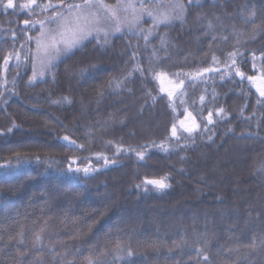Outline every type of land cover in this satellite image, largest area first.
I'll use <instances>...</instances> for the list:
<instances>
[{
	"label": "trees",
	"instance_id": "16d2710c",
	"mask_svg": "<svg viewBox=\"0 0 264 264\" xmlns=\"http://www.w3.org/2000/svg\"><path fill=\"white\" fill-rule=\"evenodd\" d=\"M179 1L42 79L39 22L82 0L0 7V264H264V0Z\"/></svg>",
	"mask_w": 264,
	"mask_h": 264
},
{
	"label": "rangeland",
	"instance_id": "374dc122",
	"mask_svg": "<svg viewBox=\"0 0 264 264\" xmlns=\"http://www.w3.org/2000/svg\"><path fill=\"white\" fill-rule=\"evenodd\" d=\"M144 0L143 7H141V0H116L115 3L109 4L104 0H92V7L87 9V12H94L99 20V24L95 23V18L89 17L92 23L87 24V27H99L103 29V31L97 33L93 32L92 35L88 36L84 41L97 38L99 39L104 38V32L110 33L109 36L116 34L114 32L115 27L119 24L121 31L128 30L131 22L133 21L134 15L139 16L140 23L142 20L146 18H152V16H148L147 13L151 11L153 16L159 17L162 13L166 15H170L173 18L174 14L177 13L178 9H175L173 6L177 3L182 4L179 0H150V3ZM129 4L133 5L132 8L127 7ZM107 6V7H105ZM65 16L68 15L67 11L63 12ZM112 13H115L113 17ZM51 17H46L43 19V24H41L42 29L45 33L44 37H41V32L38 35L37 41H43V44L50 45V38L52 36H56V39L59 40L60 36L57 35L62 29L59 27V22H53L50 20ZM70 19V18H69ZM83 26V22H82ZM135 26V27H136ZM68 27H72L71 24ZM134 27V28H135ZM120 31V32H121ZM114 33V34H113ZM119 33V32H118ZM65 38H71V33L66 32ZM36 41V49H35V57H36V70H35V78L42 79L46 75L47 71L66 53L69 51H64L63 44H57L55 48L49 46L47 48L41 46L38 48ZM82 42V43H83ZM60 49L57 52L56 49ZM74 49V48H73ZM72 50V49H71ZM162 88L165 92L170 94L171 96L176 95V93L182 88V84H178L169 77H162ZM254 84L257 88H264V77L259 76L254 79ZM195 125H197V121L195 120L194 116L187 112L186 116L179 121L178 127L176 130H185L188 128L195 129Z\"/></svg>",
	"mask_w": 264,
	"mask_h": 264
},
{
	"label": "snow or ice",
	"instance_id": "6c2138e0",
	"mask_svg": "<svg viewBox=\"0 0 264 264\" xmlns=\"http://www.w3.org/2000/svg\"><path fill=\"white\" fill-rule=\"evenodd\" d=\"M194 0H189V3H193ZM143 3L144 0H141V7H143ZM33 5H37V0H25L24 3H17V0H0V7H2L5 12H7V10L12 9L13 11H23V10H27L29 13H31L33 11ZM38 6V5H37ZM92 0H82V3H74V4H65L64 8L66 9L68 15L65 16L63 11H59L56 12L54 17H51L50 20H52L53 22H59V27L62 29V31H60L57 35L60 36V39L57 40L56 36H52L50 38V45H45L43 44V41H37V46L38 48H40L41 46L47 48L49 46L55 48L57 44H63L64 45V51H70L71 49L79 46L82 44L83 40H85L88 36L92 35L93 32H101L103 31V29L99 28V27H87V24L92 23V21L89 19V17H93L95 18V23L99 24V20L96 16V13L94 12H87V9H90L92 7ZM48 7H53L51 4ZM107 7V6H105ZM127 7L132 8L133 5L129 4ZM175 9H178L177 11V18L182 17L185 9H184V5L183 4H175L173 6ZM113 17L115 16V13H112ZM148 16H152L153 17V22L155 24H160V23H168L171 19L170 15H166V14H161L159 17H155L153 16V13L151 11H149L147 13ZM252 15L254 16L255 13H252ZM70 18V19H69ZM139 21V16L134 15L133 17V21L131 22L128 31L131 32L132 34H135V32L133 31V28L136 26L137 22ZM82 22H83V26H82ZM25 25L29 24L28 20L24 21ZM41 24H43V22H39ZM71 24L72 27H68V25ZM209 27H211V25H209ZM121 31V28L119 26V24H117V26L114 29L115 33H118ZM66 32H70L71 33V38H65V33ZM114 34V33H113ZM45 35V33L43 31H41V37L43 38ZM110 33L108 32H104V43L107 44L108 43V37H109ZM145 40H147V36L144 37ZM97 40L99 42V37L97 36ZM57 52L60 51V49H56ZM135 58V56H133V59ZM231 58V55H230ZM233 63H235V60L233 59ZM134 71H143L140 68L134 69ZM239 75H243L242 73H237ZM129 75H131V73H129ZM35 78V74L33 76V79ZM249 80L253 79L252 77H248ZM183 83V81H181V84ZM257 91L259 92L260 97H264V88H258ZM203 96L201 97V101H203ZM262 101L258 100V103H261ZM223 109H220L219 112H223ZM209 123H211V113H209ZM195 127H199V125H195ZM189 133H191L193 131V128H188L186 129ZM172 136L176 137L177 136V130L175 125H173L172 128ZM65 141H68L69 138L67 136L64 137ZM75 141H70V146H74L75 145ZM143 147V146H142ZM132 151H135L134 149ZM137 155L139 157L140 160H143L145 158V152L144 151H138ZM77 171H80V169H77ZM83 171L85 173H87L89 171L88 168L83 169ZM166 178L164 179H160V180H148L145 183L148 185H151L155 188L158 189H165L167 187H169V185L165 182ZM41 239V237L39 235H37L36 240L39 241ZM260 243L262 245H264V239H262L260 241ZM252 247H255V240H253L252 242ZM117 247H119V245H117ZM197 255L198 256H203L204 261L206 262V264H211V260L210 258L205 255L203 253L202 249H197ZM133 253L131 251L127 252L128 256H131ZM17 264H19V261L17 262ZM88 264H98V261L93 260V259H89Z\"/></svg>",
	"mask_w": 264,
	"mask_h": 264
}]
</instances>
